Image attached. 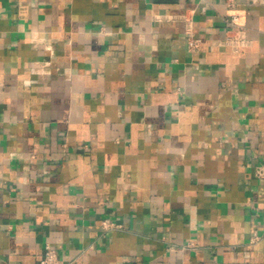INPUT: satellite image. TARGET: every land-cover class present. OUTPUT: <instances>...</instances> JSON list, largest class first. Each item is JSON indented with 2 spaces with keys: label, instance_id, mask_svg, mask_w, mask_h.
<instances>
[{
  "label": "crops",
  "instance_id": "1",
  "mask_svg": "<svg viewBox=\"0 0 264 264\" xmlns=\"http://www.w3.org/2000/svg\"><path fill=\"white\" fill-rule=\"evenodd\" d=\"M235 8L239 47L225 0H0V264H264V0Z\"/></svg>",
  "mask_w": 264,
  "mask_h": 264
},
{
  "label": "built area",
  "instance_id": "2",
  "mask_svg": "<svg viewBox=\"0 0 264 264\" xmlns=\"http://www.w3.org/2000/svg\"><path fill=\"white\" fill-rule=\"evenodd\" d=\"M227 5L229 6L231 12L226 18L227 22L231 25V27L236 30L238 35L228 36L227 42L234 47H239L246 43V39L244 36V25L239 21V14L236 12L235 5L237 0H225ZM185 31L188 39V46L190 50H196L201 45V39L196 36L193 30V24L191 19H186ZM255 174L257 177L264 178V165L259 164L255 167ZM103 226L105 228H117L121 227L122 224L115 223L109 218H105L103 220ZM258 235L254 234L252 236V241L258 239ZM40 264H66L64 260L59 256L58 251L55 247H53L49 242L45 244L44 253L40 260Z\"/></svg>",
  "mask_w": 264,
  "mask_h": 264
}]
</instances>
